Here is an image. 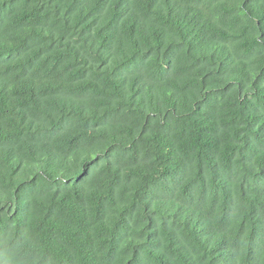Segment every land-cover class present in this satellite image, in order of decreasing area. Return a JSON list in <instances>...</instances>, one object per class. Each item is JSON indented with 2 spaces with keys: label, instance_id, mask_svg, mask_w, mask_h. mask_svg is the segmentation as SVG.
<instances>
[{
  "label": "trees",
  "instance_id": "1",
  "mask_svg": "<svg viewBox=\"0 0 264 264\" xmlns=\"http://www.w3.org/2000/svg\"><path fill=\"white\" fill-rule=\"evenodd\" d=\"M0 264H264V0H0Z\"/></svg>",
  "mask_w": 264,
  "mask_h": 264
}]
</instances>
